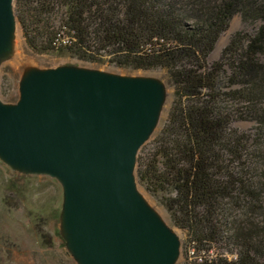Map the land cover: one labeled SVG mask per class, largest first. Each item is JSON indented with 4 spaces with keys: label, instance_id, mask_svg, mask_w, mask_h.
Segmentation results:
<instances>
[{
    "label": "trees",
    "instance_id": "trees-1",
    "mask_svg": "<svg viewBox=\"0 0 264 264\" xmlns=\"http://www.w3.org/2000/svg\"><path fill=\"white\" fill-rule=\"evenodd\" d=\"M14 12L34 53L165 70L172 100L137 154L138 184L185 231L182 264H264V0H14ZM235 13L262 23L209 60Z\"/></svg>",
    "mask_w": 264,
    "mask_h": 264
},
{
    "label": "water",
    "instance_id": "water-1",
    "mask_svg": "<svg viewBox=\"0 0 264 264\" xmlns=\"http://www.w3.org/2000/svg\"><path fill=\"white\" fill-rule=\"evenodd\" d=\"M18 24L14 0H0V56ZM164 93L156 79L60 66L29 72L15 103L0 99V158L61 182L63 230L79 264H174L180 254L135 173Z\"/></svg>",
    "mask_w": 264,
    "mask_h": 264
},
{
    "label": "rangeland",
    "instance_id": "rangeland-1",
    "mask_svg": "<svg viewBox=\"0 0 264 264\" xmlns=\"http://www.w3.org/2000/svg\"><path fill=\"white\" fill-rule=\"evenodd\" d=\"M261 23L244 21L238 13L232 15L209 60L219 57L235 32H252ZM18 28L19 42L10 44V48L0 56V99L3 102L12 104L18 100L21 81L29 72L60 66L156 79L164 86L165 93L156 125L143 144L151 140L167 116L172 100V87L164 69L120 67L111 63L108 55H103L99 62H90L65 54H37L27 46L19 24ZM234 125L242 131H251L254 122L241 120ZM137 188L148 205L178 236L180 254L174 264H182L185 259V231L172 224L169 213L154 196L139 184ZM63 201V187L57 178L17 169L0 158V264H79L63 230Z\"/></svg>",
    "mask_w": 264,
    "mask_h": 264
},
{
    "label": "bare ground",
    "instance_id": "bare-ground-1",
    "mask_svg": "<svg viewBox=\"0 0 264 264\" xmlns=\"http://www.w3.org/2000/svg\"><path fill=\"white\" fill-rule=\"evenodd\" d=\"M19 36V28L17 25H15L14 30L12 31L11 44H17L19 42Z\"/></svg>",
    "mask_w": 264,
    "mask_h": 264
},
{
    "label": "built area",
    "instance_id": "built-area-1",
    "mask_svg": "<svg viewBox=\"0 0 264 264\" xmlns=\"http://www.w3.org/2000/svg\"><path fill=\"white\" fill-rule=\"evenodd\" d=\"M191 253L193 254V250H191ZM201 254H202V252H201ZM192 256H193V255H191L189 259L193 258Z\"/></svg>",
    "mask_w": 264,
    "mask_h": 264
}]
</instances>
